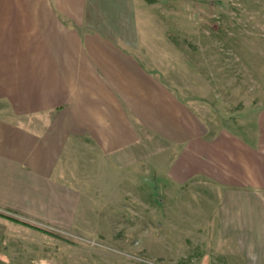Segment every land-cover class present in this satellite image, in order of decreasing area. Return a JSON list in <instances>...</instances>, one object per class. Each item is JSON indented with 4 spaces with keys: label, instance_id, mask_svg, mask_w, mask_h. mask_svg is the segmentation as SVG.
<instances>
[{
    "label": "crops",
    "instance_id": "0c3cea01",
    "mask_svg": "<svg viewBox=\"0 0 264 264\" xmlns=\"http://www.w3.org/2000/svg\"><path fill=\"white\" fill-rule=\"evenodd\" d=\"M142 18L132 0H0V217L101 229L97 193L147 197L152 179L172 228L204 231L186 264H264L259 139L181 97Z\"/></svg>",
    "mask_w": 264,
    "mask_h": 264
},
{
    "label": "rangeland",
    "instance_id": "374dc122",
    "mask_svg": "<svg viewBox=\"0 0 264 264\" xmlns=\"http://www.w3.org/2000/svg\"><path fill=\"white\" fill-rule=\"evenodd\" d=\"M132 3L141 8L149 45L158 46L165 80L181 97L196 99L213 127L236 130L247 142L259 139L264 168V0ZM11 72L0 71V83ZM146 184L147 197L139 190L130 199L96 192L89 226L100 219L101 229L64 233L0 217V264H186L204 231L174 230L170 197L161 207L155 181ZM175 255L183 262H173Z\"/></svg>",
    "mask_w": 264,
    "mask_h": 264
}]
</instances>
